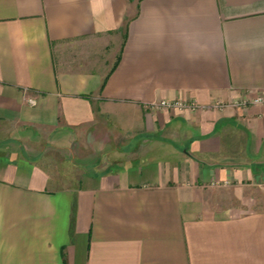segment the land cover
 Here are the masks:
<instances>
[{
    "label": "crops",
    "instance_id": "obj_1",
    "mask_svg": "<svg viewBox=\"0 0 264 264\" xmlns=\"http://www.w3.org/2000/svg\"><path fill=\"white\" fill-rule=\"evenodd\" d=\"M258 95L264 0H0V264H264Z\"/></svg>",
    "mask_w": 264,
    "mask_h": 264
},
{
    "label": "built area",
    "instance_id": "obj_2",
    "mask_svg": "<svg viewBox=\"0 0 264 264\" xmlns=\"http://www.w3.org/2000/svg\"><path fill=\"white\" fill-rule=\"evenodd\" d=\"M28 102L30 104H36V100L34 98H29ZM264 105V96L258 95L252 99H243L240 101L236 102H224V101H217L215 102L212 106L217 108V109H224L229 106H234V105H242L243 107H248L250 105ZM148 107L153 109V110H159L163 109L165 107H170V108H179V109H196L197 105L193 102H185L181 100L177 101H168V100H161L158 102H151L148 104Z\"/></svg>",
    "mask_w": 264,
    "mask_h": 264
}]
</instances>
